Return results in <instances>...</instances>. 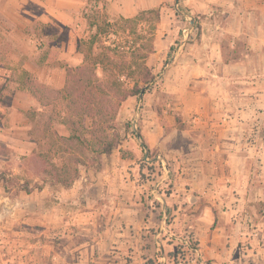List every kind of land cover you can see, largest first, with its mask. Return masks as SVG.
<instances>
[{
  "label": "crops",
  "instance_id": "1",
  "mask_svg": "<svg viewBox=\"0 0 264 264\" xmlns=\"http://www.w3.org/2000/svg\"><path fill=\"white\" fill-rule=\"evenodd\" d=\"M15 2L19 3H0V142L15 152L27 154L36 149L41 153L48 151L51 130L61 136H68L70 131L55 120L52 124L58 127L50 130L45 123V128L37 129L40 135L35 132L27 113L49 109L42 94L31 88L27 76L54 91L65 88L67 68L84 61L78 45L84 37L81 29L89 0H38L37 10L14 7ZM102 2L109 19L115 20L133 17L161 1ZM209 2L194 4L205 14L201 41L179 48L177 55L178 108L187 125L179 130L183 142L173 146L163 129L161 137L149 140L150 148L168 150L167 157L162 158L167 170L161 178L165 183L169 177L171 186L161 192L159 185L150 186L151 181L142 182L137 175L131 177L140 168L122 159L113 160L107 170H98L95 188L108 184L120 222L122 216H131L134 211L140 214L142 208L149 212L144 224L133 227L139 238L158 221V213L163 215L158 222L159 233L164 235L165 219L172 211L179 225L195 232L202 260L212 264H264V141L259 135L249 140L251 131L259 133L264 121V109H259L264 93L255 84L258 81L250 80L261 67L255 56L264 54V0ZM27 12L36 24L43 29L51 27L53 32H26ZM57 26L65 32L58 33ZM243 37L248 45L238 50V39ZM230 49L245 53L247 58L231 60L227 56ZM80 177L67 189L79 188L77 182L87 179L85 175ZM152 193L159 194L163 201L155 204L156 196L151 197L153 201L147 200ZM117 230L121 236L124 228L118 226ZM159 236L155 241L162 245L165 239Z\"/></svg>",
  "mask_w": 264,
  "mask_h": 264
},
{
  "label": "rangeland",
  "instance_id": "2",
  "mask_svg": "<svg viewBox=\"0 0 264 264\" xmlns=\"http://www.w3.org/2000/svg\"><path fill=\"white\" fill-rule=\"evenodd\" d=\"M0 1L2 4L5 1H19L13 6L23 5L30 10H37L39 4L36 2L38 0ZM102 1L89 0L87 4L86 22L81 29L84 39L96 31V26L102 23L104 18H109ZM150 1H161L158 5L146 8H160L159 19L150 14L146 19L136 23L135 29L126 33L128 36L118 32L111 33L107 38L109 40L107 45L114 46V39L122 46H126V49L131 47L132 50L135 47L137 52L139 49L141 52L150 51L146 62L151 68L153 77L143 86V92L139 96H128L121 100L120 86L117 83L122 81L121 87L133 86L134 79H129L126 75L111 76L112 71L117 70L108 59H113L114 64H118V53L113 51L112 54L111 50L102 49L100 42H96L91 48V58L101 59L107 55L106 57L109 58H105L104 61L108 70H105L104 64L101 63L96 66V77L91 82L82 79L77 72L70 80L77 91L81 92L80 89L84 88L83 93L94 98L96 108L94 106L93 115L99 123L102 119L104 121L103 126L94 128L97 130L99 127L96 134L101 138L114 137L119 142L109 156L103 154L100 157L102 165L100 170L112 167L113 160L119 162L125 159L126 162L133 163L137 169L140 168V172L134 174L131 172V177L137 175L142 182L151 181L150 186L159 185L158 190L165 192L171 186L169 177L166 176L165 183L161 178L162 173L167 170V164L162 158L167 157L165 154L168 150H162L161 146L150 148L149 140L161 137L160 131L163 129L170 135L169 141L173 146L183 142L179 130L187 125L178 108L180 75L177 55L179 48L190 47L201 41L202 19L205 14L194 4L196 1H205V4L209 5V1L238 0ZM0 15L3 14L0 12ZM25 18L26 32L31 33L32 29L53 32L51 27L43 29L36 24L35 18H32L28 12ZM222 24L224 25L225 21ZM55 29L60 34L65 32L60 26ZM89 44L80 43L88 51ZM247 45L246 38L238 39V50ZM227 56L231 60H236L246 55L234 53L230 49ZM258 56H255L254 61L260 63L261 67L255 75L252 74L250 80L258 81L255 84L260 87L261 93H264V54ZM21 75L26 77L24 72ZM248 85L251 91H255L252 90L253 83ZM33 86L39 94H42V99L47 102L49 109L44 113H39L37 110L27 113L34 124L35 132L40 135L45 123L50 130L51 127L59 126L52 123L55 120L60 122L61 111L67 110L68 100L62 92L59 93L37 82ZM261 104L263 106L259 109H264V100ZM83 119L84 127L87 129L86 135L92 143L86 150L88 158H85L86 155L81 151H78V154L86 160L87 166L75 162L69 153L61 152L64 146L61 140L57 141V137L52 133L53 130L49 135L48 148H51L49 153L53 160L61 166L63 160L67 159L72 167L77 166L80 169L81 177L85 175L87 178L80 179L77 182L79 188L76 187L74 190L67 189L61 184L51 183L44 171L46 164L38 156L39 151L36 149L34 152L24 154L12 151L0 142V264H212L208 260L201 259L197 252L198 242L195 232L179 225L175 219L177 215L172 211L166 216L167 228L163 232L164 235L159 233L161 227L159 220L163 216L160 213L157 214L159 222L154 218L155 223L150 227L147 235L142 232L140 238L137 237L139 233L137 236L134 235L137 232L133 227L136 224H144L149 212H145L142 208L140 214L134 211L131 216L129 214L122 216L120 222V215L115 214L114 201L109 195L112 190L109 189L108 184H101L99 190L95 188V175L98 170H96V161L93 160L92 149L97 139L92 137L90 132L92 118L87 116ZM261 125L259 133L251 131L250 141L257 135L264 141V121ZM39 126L40 132L37 130ZM154 196L157 199L154 201L155 204L163 201L162 197L155 193H152L147 200L153 201L151 197ZM144 199L146 198L143 197ZM144 204L146 208L147 203ZM121 212L123 213V208ZM146 222L149 223L148 220ZM118 226L124 228L121 236L118 234ZM159 234V237L164 236L165 239L162 245L155 241V237Z\"/></svg>",
  "mask_w": 264,
  "mask_h": 264
},
{
  "label": "trees",
  "instance_id": "3",
  "mask_svg": "<svg viewBox=\"0 0 264 264\" xmlns=\"http://www.w3.org/2000/svg\"><path fill=\"white\" fill-rule=\"evenodd\" d=\"M155 15L158 19L160 18V8L153 7L149 9H143L140 10L135 16L133 17H124L121 16L115 20L104 18L102 23L98 24L96 26V31L92 32L88 38L79 39V50L84 55V62L78 66L74 67H68L67 68V83L65 88L62 91H58L59 93H64L66 99L68 100L67 103V110H63L64 113L60 114V122L65 124L66 127L69 129L70 134L68 136H61L58 134H55L57 137V141L59 142L61 140L62 145L64 146L61 150V152L69 153V156H72L75 159V162L86 165V160L83 157H80L78 154V151H81L85 156V158H88V150L91 147L92 140L89 139L87 134V129L84 127V117H91L92 118V128L90 129L91 136L95 137L96 145L92 149L93 151V160L96 161V170H100L101 160L100 157L103 154H106L109 156L114 148L118 145V140L113 138H101L96 133L99 130V127L96 129L97 126H103L104 121L103 119L99 123L96 121L94 117V106L96 108L94 98L92 95L84 94V88H81L80 91H77L73 85H71L72 76L74 74L79 73L82 79H85L87 82H91L96 77V66L98 64L103 63L104 69L108 70L105 66V58L107 55H104L103 58L99 59L98 57L96 59H92V55L90 54L92 49L94 47V44L96 42L101 43V48H105L108 50H111V53L115 51L117 54V58L119 59L118 64H114L113 59L110 60V63L115 66L114 69L117 71H112L111 76H116L118 74V77L121 75H126L129 79H134L133 86L127 85L124 87L122 81L121 83H117L118 86H120V98L121 100L126 99L128 96H139L141 92H143V86L147 84L149 81L152 80L153 73L151 71V68L146 62V59L148 57V54H150V51L146 52H137L135 47L130 50L126 49V46H122L120 43H118L116 40L113 39L114 46L107 45V42L109 41L107 38L112 34H117L118 32H122L124 35H127L126 33L132 32V29H135V24L140 22L143 19H146L148 15ZM131 28V30L129 29ZM117 42V43H115ZM83 43H90L89 44V51L82 47L81 45ZM91 45V47H90ZM153 51V49H150ZM114 54V53H112ZM91 55V56H90ZM130 57V58H129ZM135 66V68H133ZM110 71V69H109ZM28 81L31 85V88L35 91L36 88H34L35 80L31 78L29 75ZM118 79V78H117ZM116 79V81H117ZM78 80V79H77ZM120 81V80H119ZM113 83V82H112ZM114 84V83H113ZM77 116H80L79 118ZM100 135V134H99ZM51 148H48V151L38 153V156L41 158V160L46 164L44 171L47 176V178L51 181L53 184H61L65 187H70L72 183L80 177L81 171L80 169L76 167H72L70 163L66 160H63L62 165L60 166L57 164L49 151ZM71 157V158H72ZM70 159V158H69ZM87 166V165H86Z\"/></svg>",
  "mask_w": 264,
  "mask_h": 264
}]
</instances>
